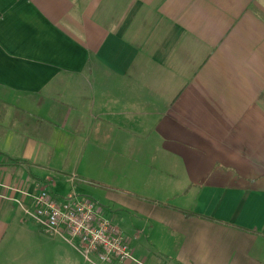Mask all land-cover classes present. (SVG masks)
<instances>
[{
  "label": "crops",
  "instance_id": "obj_1",
  "mask_svg": "<svg viewBox=\"0 0 264 264\" xmlns=\"http://www.w3.org/2000/svg\"><path fill=\"white\" fill-rule=\"evenodd\" d=\"M42 185L133 258L46 234ZM0 264H264V0H0Z\"/></svg>",
  "mask_w": 264,
  "mask_h": 264
},
{
  "label": "built area",
  "instance_id": "obj_2",
  "mask_svg": "<svg viewBox=\"0 0 264 264\" xmlns=\"http://www.w3.org/2000/svg\"><path fill=\"white\" fill-rule=\"evenodd\" d=\"M31 196L26 211L50 236L78 242L86 258L96 254L103 262L133 258L130 243L114 221L102 213L99 202L91 197L73 195L58 198L48 186H40Z\"/></svg>",
  "mask_w": 264,
  "mask_h": 264
},
{
  "label": "rangeland",
  "instance_id": "obj_3",
  "mask_svg": "<svg viewBox=\"0 0 264 264\" xmlns=\"http://www.w3.org/2000/svg\"><path fill=\"white\" fill-rule=\"evenodd\" d=\"M88 185H91L90 183Z\"/></svg>",
  "mask_w": 264,
  "mask_h": 264
}]
</instances>
